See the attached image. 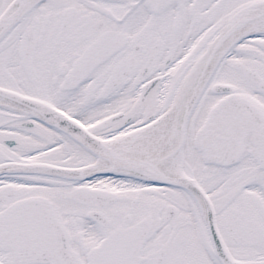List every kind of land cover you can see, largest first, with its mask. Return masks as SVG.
Here are the masks:
<instances>
[{"label": "snow or ice", "instance_id": "obj_1", "mask_svg": "<svg viewBox=\"0 0 264 264\" xmlns=\"http://www.w3.org/2000/svg\"><path fill=\"white\" fill-rule=\"evenodd\" d=\"M0 264H264V0H0Z\"/></svg>", "mask_w": 264, "mask_h": 264}]
</instances>
